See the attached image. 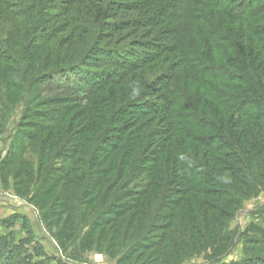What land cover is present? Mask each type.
<instances>
[{
    "label": "trees",
    "instance_id": "trees-1",
    "mask_svg": "<svg viewBox=\"0 0 264 264\" xmlns=\"http://www.w3.org/2000/svg\"><path fill=\"white\" fill-rule=\"evenodd\" d=\"M10 9L22 25L13 47L0 42L13 74L4 82L32 116L9 161L17 181H33L37 166L53 225L69 238L89 227L91 245L119 262L148 252L153 264H181L166 249L175 231L163 232L194 205L187 224L199 235L221 224L202 245L213 264H264V226L227 227L264 190V0H0ZM56 76L78 77L86 95L43 97ZM25 228L0 234V264L48 262ZM237 236L245 255L220 261Z\"/></svg>",
    "mask_w": 264,
    "mask_h": 264
},
{
    "label": "rangeland",
    "instance_id": "rangeland-1",
    "mask_svg": "<svg viewBox=\"0 0 264 264\" xmlns=\"http://www.w3.org/2000/svg\"><path fill=\"white\" fill-rule=\"evenodd\" d=\"M6 12L4 14L0 11V42L10 44L13 47V39L20 37L21 31V18L17 15ZM112 13L114 10L111 11ZM125 14V12H124ZM62 38L69 37L68 34L61 35ZM64 40V39H63ZM70 43H73L72 41ZM106 45V43H104ZM40 64L45 63V58L42 56ZM7 64H3L0 61V234H7L10 231L16 236V239H20L26 235L25 222H27L31 231L33 232L37 242L43 246L49 260L46 264H140L145 261V256L138 260H130L127 262H119L117 257H113L110 252L104 248L103 242L97 241L95 244L90 243L92 241L89 232V227H82L81 230L73 234V238H69L68 235L72 232L70 228L60 227L53 225V207L47 204L42 205V200L47 199L38 190V185L42 182L35 183L38 177L37 166L32 168L33 181L25 180L17 181L14 174L17 171L18 164H11L9 157L14 144L18 143L23 134L20 132L21 125H27L26 117L32 116L26 114V104L20 100V97L16 96L19 93V88L4 82L9 79L11 75L7 71L5 72ZM73 78V80H72ZM80 79L76 76H72L69 79L56 76L45 84V87L52 88L51 91H42L43 97H50L62 94L72 95L77 97H84L86 94L79 86ZM81 86H84L81 84ZM51 107V106H48ZM34 119V118H32ZM36 120V119H34ZM27 141V140H24ZM16 149V148H15ZM34 153L32 150L27 149L24 152L23 158H33ZM60 162L62 160H55L54 162ZM230 179V176L227 175ZM26 182L31 183L30 190L24 193ZM24 193V194H23ZM38 195V196H36ZM190 210L188 216L177 221V229L169 228L165 234H172L174 231L173 242L166 247L169 248L172 255H178L179 260H182L181 264H213L215 261L212 258L214 247H205L204 244H208L213 241L212 234L219 236L221 232V224L213 222L212 225H208V230L199 235L197 230H192L188 227V221L192 217L196 218L198 215H193L191 209L194 205H189ZM192 215V217H191ZM200 219V218H199ZM14 221L12 229L5 228L4 222ZM201 223L200 221H198ZM226 223V222H225ZM252 223H257L264 226V190L257 189L255 194L251 195L245 200L244 208L235 216V218L228 223V230L235 231L237 234L242 233ZM227 227L225 228L227 230ZM204 228V227H203ZM223 230V229H222ZM177 231V232H176ZM213 232V233H212ZM155 233L161 232L156 230ZM224 232L223 234H225ZM72 234V233H71ZM164 237V240L167 239ZM163 241V243L165 242ZM167 242V241H166ZM149 243V242H147ZM152 243V242H151ZM153 244V243H152ZM245 238L237 236V242L233 250L220 261L226 263H234L240 261L245 255ZM91 245V246H90ZM214 246V245H213ZM162 248V245L154 248L157 250ZM149 251V250H148ZM139 253H142L141 251ZM44 258L35 259L36 261L43 260ZM18 264V263H13ZM144 264H153L152 261L147 260Z\"/></svg>",
    "mask_w": 264,
    "mask_h": 264
}]
</instances>
